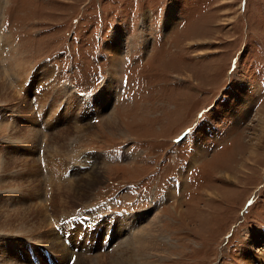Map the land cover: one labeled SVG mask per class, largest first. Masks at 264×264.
Wrapping results in <instances>:
<instances>
[{"label": "rangeland", "instance_id": "obj_1", "mask_svg": "<svg viewBox=\"0 0 264 264\" xmlns=\"http://www.w3.org/2000/svg\"><path fill=\"white\" fill-rule=\"evenodd\" d=\"M131 214L145 264H264V0H0V264H120Z\"/></svg>", "mask_w": 264, "mask_h": 264}, {"label": "bare ground", "instance_id": "obj_2", "mask_svg": "<svg viewBox=\"0 0 264 264\" xmlns=\"http://www.w3.org/2000/svg\"><path fill=\"white\" fill-rule=\"evenodd\" d=\"M171 22V21H170ZM145 34V33H144ZM117 35H119V33H115L113 36H114V41L110 44V46L108 47L109 51H108V56H109V63H110V68H109V73L110 74V79L111 81H115V78H116V66L119 65V63L121 62L120 61V58H121V54H120V50L117 48L119 47L121 49V46H120V42L116 43V40H117ZM125 38V39H124ZM123 39L126 40V35L124 33V36H123ZM122 44L124 41H121ZM123 47V46H122ZM122 53V52H121ZM118 74V72H117ZM117 79V78H116ZM117 81V80H116ZM115 83V82H114ZM118 83V82H117ZM110 86L107 85L106 86V90L104 92V101L106 100V96L108 94L111 93L110 89L109 88ZM110 91V93H109ZM103 100V99H102ZM102 106V103L100 104ZM97 109H100L101 107L100 106H96ZM103 115V114H102ZM118 119L116 117V115L114 114V111H111L109 113H104V115L102 116V119H101V122L105 125L107 124L108 127H115L117 128L118 126ZM132 157V156H131ZM100 162V161H99ZM97 164V163H96ZM99 165V164H98ZM101 165V164H100ZM98 166L96 167L95 171L92 172V174H87L86 176V181L85 183L83 184L84 186L86 187H90L92 188L94 184H96L99 180H100V175H101V170L103 169L102 166ZM95 168V167H94ZM90 172V171H89ZM86 173V172H85ZM104 173V171L102 172ZM81 174V173H80ZM83 175V174H82ZM79 177V176H78ZM82 177V176H81ZM84 179V178H83ZM76 180V179H75ZM77 180L79 181V179L77 178ZM82 180V179H81ZM103 180V179H102ZM83 181V180H82ZM81 182V181H80ZM60 184V183H59ZM72 184V183H71ZM78 185V184H77ZM54 187H56V185H54ZM58 188V187H57ZM71 188V186H70ZM69 189V188H68ZM56 190V189H55ZM73 190V189H72ZM72 190H70L69 192H71ZM57 191V190H56ZM64 191V190H63ZM74 191V190H73ZM79 191V190H78ZM81 191V190H80ZM83 191V190H82ZM87 191V190H86ZM62 192V191H61ZM67 192V194L69 193ZM59 193V192H58ZM66 194V195H67ZM71 194V193H70ZM75 194V193H73ZM83 196H87L86 194H82V197ZM84 197V198H85ZM59 199V197H58ZM86 212V211H85ZM120 217V216H119ZM59 219V218H58ZM136 219V216L135 214H131V216L128 215L127 217V220L124 221V219L120 218V221H114V222H117L115 226H113V228H116L115 229V233H117V226L119 225V231H124V230H127V231H130V234L127 232V235L122 238V240H117L119 241L118 244L115 246L116 249L113 251L112 254L110 255H115V254H120V264H145V260L143 257L145 258H148L147 256H143V252L144 250L147 248H158V245L161 244V241L159 239V232H157L159 230V224L156 225L157 222H159V216L158 214L154 215L152 219H150L151 221L150 222H146L142 225H139L138 227H133V225H131L133 223V221H135ZM141 219V218H140ZM60 220V219H59ZM98 223H101L102 226L101 227H104V225L106 226V229H107V232H108V229L110 228V225L107 226L106 223H104L103 221H97ZM97 223V225H98ZM129 223V224H127ZM97 225L95 226V228H97ZM125 225L129 226L128 228L125 227ZM131 225V227H130ZM136 226V225H135ZM66 227V225H65ZM64 227V228H65ZM40 228V227H39ZM149 229V230H148ZM150 230L152 231L151 233ZM48 231V230H47ZM51 231V230H50ZM104 231V230H103ZM160 231V230H159ZM102 232V229L100 231V233ZM106 232V233H107ZM95 233V232H94ZM92 233V234H94ZM42 234V233H41ZM48 234V232H47ZM112 234V235H114ZM120 236H122V234H120ZM119 236V237H120ZM101 240L99 238V234L97 236V241ZM44 241V240H43ZM73 241V240H72ZM48 245H50L57 253H61L66 255V254H70L72 253V250L71 248H67L65 247V245L63 244V241L62 239L58 236V234L51 232L48 234V238L47 240L45 241ZM163 244V243H162ZM154 245V246H153ZM141 252V253H139ZM135 254L138 255L139 257V263L136 262L134 260V256ZM107 256V255H106ZM106 256H103L102 254H100L99 252V256L97 258V260L93 263V264H113L114 262L112 261L113 258H107ZM114 257V256H113ZM81 257H77L76 256V260L74 262V264H87L85 263V261H83V259L81 260L80 259ZM85 258V257H84ZM86 259V258H85ZM111 259V260H110ZM117 259V258H116ZM264 259V258H263ZM81 260V261H80ZM86 260H89V259H86ZM83 261V262H82ZM108 261V262H107ZM115 261V260H114ZM264 261V260H263ZM117 263V261L115 262ZM147 263V262H146ZM89 264V263H88Z\"/></svg>", "mask_w": 264, "mask_h": 264}, {"label": "built area", "instance_id": "obj_3", "mask_svg": "<svg viewBox=\"0 0 264 264\" xmlns=\"http://www.w3.org/2000/svg\"><path fill=\"white\" fill-rule=\"evenodd\" d=\"M208 140H209V139H208ZM213 140H215V139H212V140L209 141L207 147H210V146L212 145L211 141H213Z\"/></svg>", "mask_w": 264, "mask_h": 264}]
</instances>
